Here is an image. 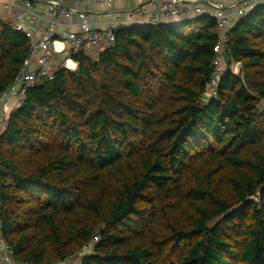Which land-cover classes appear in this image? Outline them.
Wrapping results in <instances>:
<instances>
[{
	"label": "trees",
	"instance_id": "trees-1",
	"mask_svg": "<svg viewBox=\"0 0 264 264\" xmlns=\"http://www.w3.org/2000/svg\"><path fill=\"white\" fill-rule=\"evenodd\" d=\"M229 36L243 74L224 71L215 97L207 15L120 28L27 90L0 137L17 262L264 264V5ZM30 46L0 17V94Z\"/></svg>",
	"mask_w": 264,
	"mask_h": 264
},
{
	"label": "built area",
	"instance_id": "built-area-1",
	"mask_svg": "<svg viewBox=\"0 0 264 264\" xmlns=\"http://www.w3.org/2000/svg\"><path fill=\"white\" fill-rule=\"evenodd\" d=\"M84 2L8 0L2 3L17 10L9 22L10 26L28 36L31 48L13 83L0 94V137L11 113L22 106L27 90L35 86L42 77L52 78L54 69L51 68V63L57 54L62 61L61 64L71 69L69 62L72 61L74 54L84 50L88 55L97 58L104 48L113 44L116 31L131 24H161L167 19L191 20L203 15L212 17L218 26L219 39L216 45L215 72L206 94L215 97L219 77L224 71L230 70L236 75L243 74L242 63L229 62L225 54L232 27L254 8L264 5V0H147L143 5L131 9L126 20L117 17L106 28L101 29L92 18L90 6ZM108 3L112 7L111 0H108ZM72 17H75V20L70 21ZM60 40L68 41L69 49L58 50L56 44ZM0 262L30 264L17 262L1 235ZM56 264H81V260H66Z\"/></svg>",
	"mask_w": 264,
	"mask_h": 264
},
{
	"label": "crops",
	"instance_id": "crops-1",
	"mask_svg": "<svg viewBox=\"0 0 264 264\" xmlns=\"http://www.w3.org/2000/svg\"><path fill=\"white\" fill-rule=\"evenodd\" d=\"M7 1L8 0H0V17L10 22L13 19V16L16 14L17 10L14 7L5 6L2 4ZM146 1L147 0H111L112 7L109 5L108 0H86L84 3L90 6L93 13L92 18L95 22H97L98 27L104 29L108 26L110 22L114 21L117 17H121L122 19L126 20L128 18V13L131 9L143 5ZM73 20H75V17H72L70 19V21ZM184 20L185 19L183 18L180 20L167 19L163 23L173 24L179 23ZM71 30H74V28H71ZM56 45L58 50H67L70 47L69 42L66 40H60L57 42ZM59 58L60 57L57 54L53 61V64H57V67L61 64L59 62ZM71 62H73V68L71 69H77V63L73 60ZM0 264L2 263L0 262Z\"/></svg>",
	"mask_w": 264,
	"mask_h": 264
},
{
	"label": "rangeland",
	"instance_id": "rangeland-1",
	"mask_svg": "<svg viewBox=\"0 0 264 264\" xmlns=\"http://www.w3.org/2000/svg\"><path fill=\"white\" fill-rule=\"evenodd\" d=\"M81 1L84 2V1H86V0H81ZM3 19H4V18H3ZM4 20H6V19H4ZM6 21H7V20H6ZM53 61H54V60H53ZM59 62L62 63V61H61L60 58H59ZM51 64H52V65H51V68H52V69H55V68L57 67V64L54 65L53 62H52ZM260 109H261L262 111H264V103H263V102L260 103ZM8 123H9V122H8ZM7 127H8V124L5 123V130H4V131H6ZM3 133H4V132H3ZM3 133H2V134H3ZM1 136H2V135H1Z\"/></svg>",
	"mask_w": 264,
	"mask_h": 264
},
{
	"label": "bare ground",
	"instance_id": "bare-ground-1",
	"mask_svg": "<svg viewBox=\"0 0 264 264\" xmlns=\"http://www.w3.org/2000/svg\"><path fill=\"white\" fill-rule=\"evenodd\" d=\"M69 66H70V68H73V62H69Z\"/></svg>",
	"mask_w": 264,
	"mask_h": 264
}]
</instances>
